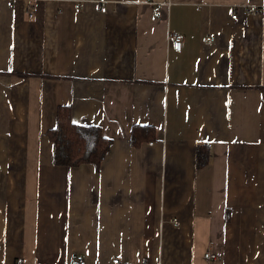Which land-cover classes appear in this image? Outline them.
I'll use <instances>...</instances> for the list:
<instances>
[{"label":"crops","instance_id":"crops-1","mask_svg":"<svg viewBox=\"0 0 264 264\" xmlns=\"http://www.w3.org/2000/svg\"><path fill=\"white\" fill-rule=\"evenodd\" d=\"M101 5L0 0V264H264V0ZM60 105L99 169L54 162Z\"/></svg>","mask_w":264,"mask_h":264},{"label":"trees","instance_id":"trees-1","mask_svg":"<svg viewBox=\"0 0 264 264\" xmlns=\"http://www.w3.org/2000/svg\"><path fill=\"white\" fill-rule=\"evenodd\" d=\"M72 111V105H60L57 126L47 132L54 148V162L66 166L94 163L99 169L112 146V140L104 135L100 125L75 122ZM150 130L153 131L147 126H135L132 144L139 146L143 140L150 138ZM210 160L211 145L207 142L199 143L196 152L197 167L206 166Z\"/></svg>","mask_w":264,"mask_h":264},{"label":"built area","instance_id":"built-area-1","mask_svg":"<svg viewBox=\"0 0 264 264\" xmlns=\"http://www.w3.org/2000/svg\"><path fill=\"white\" fill-rule=\"evenodd\" d=\"M84 1L85 0H75V7L76 8H81L83 7L84 5ZM108 0H101V3H103V5H101V10L103 12H106L107 11V5H106V2ZM261 6H247L245 7L246 11H248L249 13H260L261 11ZM31 16L34 15L33 12L30 13ZM238 16V13L236 12L235 14H233V18H237ZM170 38H171V41H172V44H173V47L176 49V50H182L183 49V46H184V39H185V36L179 32V31H172L171 32V35H170ZM214 39L211 38L210 41H213ZM221 252H220V249H214V250H208L206 253H205V257L209 260H212V259H216L218 256H220ZM23 262V259H19L18 260V264H22ZM113 263L114 264H134V263H127V262H124L122 261V259L120 257H116L113 259ZM71 264H86V260L83 259V258H74L71 262Z\"/></svg>","mask_w":264,"mask_h":264},{"label":"bare ground","instance_id":"bare-ground-1","mask_svg":"<svg viewBox=\"0 0 264 264\" xmlns=\"http://www.w3.org/2000/svg\"><path fill=\"white\" fill-rule=\"evenodd\" d=\"M74 259V258H73Z\"/></svg>","mask_w":264,"mask_h":264}]
</instances>
